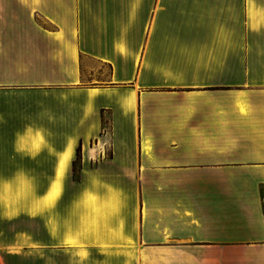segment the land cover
I'll use <instances>...</instances> for the list:
<instances>
[{
	"label": "crops",
	"instance_id": "1",
	"mask_svg": "<svg viewBox=\"0 0 264 264\" xmlns=\"http://www.w3.org/2000/svg\"><path fill=\"white\" fill-rule=\"evenodd\" d=\"M0 264H264V0H0Z\"/></svg>",
	"mask_w": 264,
	"mask_h": 264
},
{
	"label": "trees",
	"instance_id": "2",
	"mask_svg": "<svg viewBox=\"0 0 264 264\" xmlns=\"http://www.w3.org/2000/svg\"><path fill=\"white\" fill-rule=\"evenodd\" d=\"M82 166V146L81 144L79 145L77 149V158L73 162V177L75 181H78L80 179V170Z\"/></svg>",
	"mask_w": 264,
	"mask_h": 264
}]
</instances>
